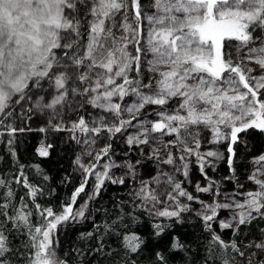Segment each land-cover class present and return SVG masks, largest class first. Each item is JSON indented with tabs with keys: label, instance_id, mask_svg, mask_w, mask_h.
<instances>
[{
	"label": "snow or ice",
	"instance_id": "6c2138e0",
	"mask_svg": "<svg viewBox=\"0 0 264 264\" xmlns=\"http://www.w3.org/2000/svg\"><path fill=\"white\" fill-rule=\"evenodd\" d=\"M262 96L264 0H0V143L18 165L12 181L0 178V264H13V256L26 264H71L57 232L92 220L90 204L106 183L128 187L131 206L105 221L99 236L81 233L97 240L89 255L115 251L120 264H137L150 245L170 237L154 250L155 264H196L191 245L172 234L194 216L208 234L202 264H264V227L258 239H241L243 229L264 221V153L253 158L252 190L235 166L238 149L251 147L248 138L264 136ZM86 107L97 111L65 123V109ZM34 115L48 116L39 132L66 131L82 146L75 158L80 182L56 210L40 202L45 187L29 181L13 147L18 132L31 131L14 119ZM117 139L126 145L119 160L111 142ZM46 140L37 148L42 158L54 147ZM193 160L206 182L195 183V192L211 202L188 191ZM225 160V179L240 191L221 193L206 171ZM146 162L155 165L148 178L140 172ZM29 167L50 180L39 164ZM13 182L26 190L18 200ZM125 217H147L150 237L121 232ZM214 226L234 238L226 241ZM18 233L27 239L21 248L12 243ZM106 235L121 251L106 250Z\"/></svg>",
	"mask_w": 264,
	"mask_h": 264
},
{
	"label": "trees",
	"instance_id": "16d2710c",
	"mask_svg": "<svg viewBox=\"0 0 264 264\" xmlns=\"http://www.w3.org/2000/svg\"><path fill=\"white\" fill-rule=\"evenodd\" d=\"M93 110L91 107H86L71 117L77 120L83 115L87 120ZM13 123L16 127L31 129V131L26 130L23 133L18 132L16 134L13 147L19 158V163L25 165L24 171L28 175L30 182L36 183L39 181L45 187L46 195L40 198V202L46 206L53 207L54 210L58 209L61 203L67 202L68 197H70L74 188L78 186L81 179V174L75 168V158L79 150V145L71 139L70 134L66 131L58 133L48 132L44 134L38 131L40 127H27L23 125L24 123H22L21 118L14 119ZM41 127H47V125L43 124ZM45 135H47L46 142L52 143L54 147L49 157L42 158L38 156L37 148L41 141L45 140ZM2 139L6 141L8 139L7 135ZM248 139L251 147L247 149L241 147L238 149L239 160L235 165L238 180H245L247 178V173L253 158L264 153V136L254 135ZM113 149L116 152L117 159H120L126 151V145L120 143L113 144ZM34 164H39L44 169L45 173L50 177L49 181L44 182L35 175L34 169L29 167ZM17 169L18 165L14 163L6 144L0 143V178L12 181ZM147 172L149 173L150 169ZM219 172L220 174L218 176L223 180H225L226 176L230 175L227 163L222 166ZM65 180L70 182L64 183L63 181ZM11 186L16 190L17 200L20 196L25 195L26 190L22 186L14 182ZM229 188L234 187L230 186ZM2 192L3 189H0V193ZM25 199H27V196H25ZM126 206H131L129 201V188L106 183L101 195L90 204L92 220L65 224L62 229L58 230L59 248L68 254L71 258V264H120L119 257H116L115 260L113 259L116 255L115 251L112 256L105 254L98 256L96 254L89 255L90 249L94 248L97 240L95 237L87 240L81 239V233L93 231L99 236L103 231V223L105 221L111 223L113 219L121 215L120 209ZM192 221H195V223ZM93 223L99 224L101 226L100 230L95 229ZM123 223L128 224V227H122L120 229L121 232L137 231L146 238L150 237L151 227L147 217H141V221L138 223H129L127 217H125ZM214 227L216 232L220 233L226 241L234 238L231 230L221 231L219 227ZM262 227H264V221H256L248 228L243 229V232L246 234L241 237L243 243H247L249 239H258L260 237L259 229ZM172 234L180 236L189 243L193 249V258L196 264H202L200 257L205 255L204 249L208 244V234L201 230L199 221L194 216H190L189 222H186L184 225H177ZM104 242L106 250L107 247H111L116 251H121L118 248V241H116L115 237L106 235L104 236ZM12 243L15 247L21 248L23 244L27 243V239L18 233L17 239L13 240ZM169 243L170 237L161 243H153L148 250L136 258L137 264H155L154 250H162ZM76 250H81L84 255H79ZM22 251L27 253L29 250L22 248ZM197 253L199 256H197ZM11 259L13 264H26L25 257L17 258L13 256Z\"/></svg>",
	"mask_w": 264,
	"mask_h": 264
},
{
	"label": "rangeland",
	"instance_id": "374dc122",
	"mask_svg": "<svg viewBox=\"0 0 264 264\" xmlns=\"http://www.w3.org/2000/svg\"><path fill=\"white\" fill-rule=\"evenodd\" d=\"M232 43H235V42L233 41ZM252 66L255 67V65H252ZM141 67H142V71H144L146 66H145V64L143 62V58H142ZM261 98L264 99V96H262ZM96 111L97 110L94 109L90 113V116L94 115L96 113ZM75 113L76 112H70L67 109H65V123H70L72 120H74L71 116L73 114H75ZM90 116H89V118H90ZM150 118L151 117H149V119ZM42 120L44 121V123H43ZM47 120H48V116H46V115H34L31 120H25L23 122L24 123L23 125H25L27 127H41L43 124L47 125ZM204 135L207 136V133H205ZM111 142L113 144H117V143L125 144L122 139H117V140H114V141H111ZM81 147L82 146L79 145V150H78L77 155L81 154ZM205 147H209V146L205 145ZM216 147H219L221 151H224L225 152V156H227V152H226V149H225L224 145H218ZM84 159H85V161H87L88 158L85 157ZM115 159H117V157H115ZM133 159H135V157H133ZM117 160H119V159H117ZM224 164H226V160L218 162L216 164V167H215L214 170L211 169V168L206 169V171L208 172V175L210 177H212L214 180L219 182L221 193H225V192H229L230 193V192L240 191V189L237 188V182L236 181L233 180L232 182H228L227 179H225L227 181L226 182L225 180H223L221 177L218 176L220 174V172L218 173V171L221 170V168H222V166ZM255 167L256 166L253 164V161H252L250 163L249 171L247 173L248 176L255 170ZM75 168H76V171L79 172V170L77 169L76 165H75ZM149 169H150V172L148 173L147 170H149ZM154 169H155V165L154 164H151L150 162H146L145 167L143 169H141L140 172H141L142 176H144L145 178H148L150 175L154 174ZM116 174L119 175V171L118 170H116ZM228 176H226V177H228ZM190 181H191V183L187 185L188 191L192 192L194 195H199L201 197V199H203L205 201L211 202L212 198L208 194L196 193L195 192V188H194L195 183L199 182V183H201V185L206 183L204 178L201 176L198 167L196 166L195 160H193L192 166H191ZM239 182L244 184L246 190H252L255 187L252 184V182L249 181L247 178L245 180H239ZM89 183L91 184V180L89 181ZM230 186L234 187V188H229ZM87 190H89V189H87ZM194 207H198V205H194ZM220 215H221V217H227L229 215V213L225 212V211H222L220 213Z\"/></svg>",
	"mask_w": 264,
	"mask_h": 264
}]
</instances>
